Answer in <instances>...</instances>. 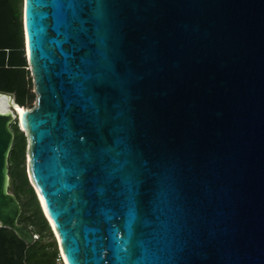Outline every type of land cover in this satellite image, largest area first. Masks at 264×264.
I'll return each mask as SVG.
<instances>
[{"label":"water","instance_id":"water-1","mask_svg":"<svg viewBox=\"0 0 264 264\" xmlns=\"http://www.w3.org/2000/svg\"><path fill=\"white\" fill-rule=\"evenodd\" d=\"M51 2L29 0L26 20L23 0L36 105L0 90V226L29 244L38 237L19 222L22 206L9 173L18 124L27 136L28 179L63 264H171L163 247L147 256L131 245L125 251L128 207L114 206L102 184L81 186L94 125L112 115L143 168L175 179L182 239L172 258L264 264V0L107 5L110 32L106 46L95 47L111 66L104 78L122 90L107 113L103 99L87 111L69 110L76 89L70 92L63 65L77 41L56 24Z\"/></svg>","mask_w":264,"mask_h":264},{"label":"snow or ice","instance_id":"snow-or-ice-1","mask_svg":"<svg viewBox=\"0 0 264 264\" xmlns=\"http://www.w3.org/2000/svg\"><path fill=\"white\" fill-rule=\"evenodd\" d=\"M28 2L24 0L26 20ZM113 2L115 0L51 2L56 9V24L64 26V34L69 41L73 38L77 41L63 65L70 92L73 87L76 89V98L68 101L69 110L75 106L87 111L99 99H103L106 113L109 100L113 101V107L118 106L116 101L122 90L116 83L104 78L105 68L111 70V66L106 52L95 47L97 42L106 46L110 26L105 9ZM116 119L108 115L102 125H94L97 139L89 144V150L85 152L83 172L86 178L80 181L81 186L87 191L88 185L102 184L99 191L107 195L114 206L128 207L129 222L125 225L126 238L122 242L125 251H131L128 247L131 245L147 256L163 247L170 253L171 264H185L181 258H172L178 241L182 239L180 194L175 179L143 168L137 155L126 146L125 138L120 135L122 126L115 123ZM104 127L107 132L102 130ZM132 221H135V230ZM112 231L115 238L117 229ZM136 262L133 261V264Z\"/></svg>","mask_w":264,"mask_h":264},{"label":"trees","instance_id":"trees-1","mask_svg":"<svg viewBox=\"0 0 264 264\" xmlns=\"http://www.w3.org/2000/svg\"><path fill=\"white\" fill-rule=\"evenodd\" d=\"M26 57L23 30V0H0V90L14 92L17 103L32 104L37 94ZM9 157V173L21 203L19 222L38 236L29 244L10 228L0 226V264H63L53 234L25 170L27 138L18 124Z\"/></svg>","mask_w":264,"mask_h":264},{"label":"rangeland","instance_id":"rangeland-1","mask_svg":"<svg viewBox=\"0 0 264 264\" xmlns=\"http://www.w3.org/2000/svg\"><path fill=\"white\" fill-rule=\"evenodd\" d=\"M30 67V66H29ZM34 91H35V86H34V89H33ZM36 92V91H35ZM36 102H37V100L35 99L33 102H32V104H26L25 105V107H28V108H32V107H34L35 105H36ZM24 134H25V136H26V133L24 132ZM26 138H27V136H26ZM26 158V157H25ZM25 170H26V173H27V164H26V159H25ZM28 176V175H27ZM47 239H49V240H53V239H55L56 240V237H55V235H54V233L51 235V236H48L47 238H46V240ZM57 241V240H56ZM58 245V244H57ZM58 247V246H57ZM59 249V248H58ZM58 263L60 264L61 262L60 261H58Z\"/></svg>","mask_w":264,"mask_h":264},{"label":"bare ground","instance_id":"bare-ground-1","mask_svg":"<svg viewBox=\"0 0 264 264\" xmlns=\"http://www.w3.org/2000/svg\"><path fill=\"white\" fill-rule=\"evenodd\" d=\"M20 106V108L23 110L25 107L24 106H21V105H19ZM20 108L18 107L17 109H18V111L20 112ZM9 109H11V106H9Z\"/></svg>","mask_w":264,"mask_h":264},{"label":"built area","instance_id":"built-area-1","mask_svg":"<svg viewBox=\"0 0 264 264\" xmlns=\"http://www.w3.org/2000/svg\"><path fill=\"white\" fill-rule=\"evenodd\" d=\"M63 262V261H62Z\"/></svg>","mask_w":264,"mask_h":264}]
</instances>
